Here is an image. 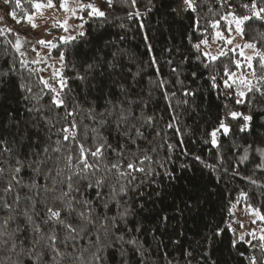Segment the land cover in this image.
Masks as SVG:
<instances>
[{"label": "trees", "instance_id": "1", "mask_svg": "<svg viewBox=\"0 0 264 264\" xmlns=\"http://www.w3.org/2000/svg\"><path fill=\"white\" fill-rule=\"evenodd\" d=\"M2 1L6 16L13 23L17 22L9 15L10 11L22 18V24L26 23L27 15L36 13L31 0H20L19 8L16 0ZM54 2L59 8L60 0ZM80 2L94 4L105 16L89 18L83 36L78 35L68 43L60 41L51 51L53 56L64 54L60 76L44 77L40 63L21 55L14 47V32L0 35V168L4 169L0 174V198H3L0 199V232L6 233L0 236V264H32L34 258V254L32 258L28 254L32 247L31 226L24 213L27 211L35 222H41L46 211L41 203L45 193L41 188L37 195L36 189L24 186L31 183L33 175L28 163L46 159L42 168L45 174L51 169L48 186L56 182L57 188H61L64 185L59 182L70 174L65 167L69 148L73 164L78 156L75 144L63 141L60 131L67 123L63 120L64 109L51 104L53 93L44 87L41 78L57 90L61 88V78L67 81L62 96L68 110L78 113L75 118L85 148L105 144L103 159L99 161L100 172L96 174L105 180L99 190L100 197L95 188L87 187V181L75 178L74 186H79L80 191L71 195L89 200L90 207L100 216L118 217L129 209L123 220L117 219L116 228L105 239V244L111 246L101 253V264H252V258L255 264H264V241L260 236L243 239L231 226L232 210L236 206L251 205L264 215V168L257 167L264 161V96L255 90L248 92L238 84L241 77L254 85L257 80L237 49L210 54L218 57L212 61L203 55L207 51L201 43L214 41L217 31L228 35V25L236 26L235 17L251 16V4L255 2L259 10L264 8V0H192L191 8L184 0H135L134 5L133 0H113L111 7L107 0ZM70 3L77 4V0H67V5ZM245 4L249 7H243ZM46 9L49 8L41 12ZM83 14L88 15V10ZM242 28L244 33L240 37L256 46L251 61L253 68L257 76L264 75L255 55L264 52V22L253 17ZM196 44H200L199 51L194 47ZM236 61L240 62V68L236 67ZM110 63L115 67H109ZM226 70L235 76L229 79ZM77 76L85 79L81 81ZM213 76L216 87L211 80ZM225 80L231 88H225ZM258 86L264 88V82ZM239 91H244L245 96H238ZM113 105L130 108L139 119L118 130L113 117L98 127L99 135L89 132L84 140V125L97 126L88 118V111L99 114L111 111ZM232 111L242 115L233 118ZM243 115L252 119L247 122V129L241 131L245 124ZM147 117H152L151 125L141 127ZM221 120L230 131L227 135L222 130L218 132L214 146L210 133ZM131 123L143 132L142 137H135V129L132 130L135 143L123 135ZM45 147L47 153L43 151ZM57 147L60 152L54 151ZM5 148L9 151H4ZM121 150L124 155H120ZM144 150L151 161L146 162L145 173H134L136 179L131 183H128L130 178H119L115 169L107 170L113 163L126 165L133 152L142 157ZM245 150L248 159L241 162ZM17 159L25 165L22 184L5 194L3 189L11 179ZM88 159L89 163L97 162L90 156ZM58 168L64 169L60 176L56 175ZM249 178L257 183H250ZM37 180L40 185L45 183L43 174ZM121 184L125 185V193L113 198L111 188L115 186L119 192ZM242 192L246 193V199L238 202ZM17 194L19 204L14 203ZM26 197L33 198L34 210ZM5 200L12 205L11 211L3 207ZM47 202L52 203L50 199ZM8 217L11 219L5 226ZM63 236L60 230V238ZM119 236L124 237L123 241L117 239ZM129 239H135L137 244L129 245ZM5 240L8 242L3 243ZM13 241L17 245L15 251L11 250ZM86 242L87 237L80 245L85 246ZM37 250L44 251L41 264H56V261L71 264L67 256L56 257L54 261L50 251ZM60 250L73 251L62 244ZM76 254H80V249ZM83 255L90 259L89 252Z\"/></svg>", "mask_w": 264, "mask_h": 264}, {"label": "snow or ice", "instance_id": "2", "mask_svg": "<svg viewBox=\"0 0 264 264\" xmlns=\"http://www.w3.org/2000/svg\"><path fill=\"white\" fill-rule=\"evenodd\" d=\"M6 3H9L10 0H5ZM33 3V7L36 10V13L43 14L41 12V9L43 8H50V9H56L57 11L63 10L65 12H71L73 15H75V9L69 8L67 6V0H60L59 8L56 7V3L54 0H31ZM113 0H107V3L109 7L112 6ZM223 2H227V0H223ZM184 3L188 5L189 8L192 7V0H184ZM78 8L80 11L88 10L89 16L94 17H104L105 13L97 8L94 4L88 3L83 4L80 2V0H77ZM135 4V0H133V5ZM16 7H20V0H16ZM243 7L248 8L249 5L245 4ZM251 16L244 15L241 17H235V24H236V32L243 36L244 30L242 28V25L244 22L251 20L253 17H255L256 20L264 22V8H260L257 10V5L255 2L251 4ZM36 13L30 14L26 16V22L31 25L33 29H36L39 27V25L35 22V15ZM138 14V13H137ZM9 15L12 19L16 20L17 23L22 22V18L18 17L15 11H10ZM78 19L83 20V17H77ZM52 28L55 29H62L64 32H68V26H67V19L64 21H55L51 25ZM79 29H83V24L77 25ZM213 27H216V25H213ZM7 31L9 33L12 32V29L10 28H0V35H3L4 32ZM46 34H51L48 29L45 30ZM16 43L14 44V47L17 51H20L21 48V42H20V36L19 33H16ZM78 35L83 36L84 32L81 30L79 31ZM216 38L220 40H224L225 43L231 44L232 43V37L229 34V36H224L221 34V32H216ZM64 43H68L72 40H75V36H67L63 37L61 36L59 38ZM11 43V41H9ZM38 44L41 46H46L49 48L56 47V44L52 41H45L43 39L37 41ZM201 43L207 45L208 41L203 40ZM194 47L199 51L200 44L194 45ZM236 47H240L237 45ZM246 48H252L255 49L254 43H246L244 45ZM224 54V53H221ZM23 55V53H21ZM115 58L116 53L112 54ZM203 55L212 60L215 61L218 57L217 56H211L210 53H203ZM241 55L243 56V52H241ZM256 57L259 58L260 61V68L264 69V52H256ZM59 59L61 61L64 60V54L61 52ZM244 59L248 62L247 68L251 69V74L253 77L256 78L257 84L254 85L251 80L245 79L241 77L238 81L239 85H243L245 89H247L248 92H252L255 90L257 93H259L261 96H264V88L259 87L258 85L261 82H264V75L257 76L255 68H253V65L251 63L253 57L252 56H245ZM39 61H34V63H38ZM23 63V62H22ZM236 67L240 68L241 64L239 61H236ZM109 67H115V64L110 63ZM207 67V65H205ZM226 67V66H225ZM91 69V65L89 66V70ZM175 71V69H173ZM61 73L59 70H54V76H60ZM225 75L229 77V79H232L235 76V73H229L227 70L225 71ZM77 79L83 81L85 79L84 76H77ZM215 76L211 77V80L213 81V87H216L215 84ZM41 83L44 85L45 88L49 89L51 93H53L51 98V104L55 106L57 109H64V115L63 120H65L67 123L65 126H63L60 131L63 134V141L69 142L70 144H75L76 150L78 151V156L75 157L76 164H73V155H72V149L69 148V154L65 157V167L70 171L69 175H66L63 180H61L59 183L63 184L64 187L57 188L56 182H53L52 186L49 187L47 184V181L49 177L51 176V169L48 170V172L45 174L43 171L42 166L47 163L46 159H36L32 160L28 163V167L32 171V178L31 183L24 185L25 187L29 188V190L36 189V194L39 195L40 189L43 188V191L45 193V197L41 203H43V206L45 208V216L44 219L37 223L33 220L32 215H30L27 211H25L24 216L27 219V222L31 226V233H30V243L32 245L31 248L28 249L29 257L32 258L34 254V258L32 259V264H41V261L44 256V251H38L37 249H46L50 251L53 256L52 259L56 261V257H60L61 259H64L65 256H67L71 260V264H101L103 260V256L101 255L102 252L106 250V248L110 247V244H105V239L109 237L110 230H114L116 228V222L117 219L123 220L129 212V209H125L123 212H120L118 217L113 216L109 217L107 214L104 216H100L99 214L95 213V210L90 207V201L87 199H76V197L72 196V192H79L80 188L79 186H74V178L79 180L87 181V187L89 189L95 188L97 190V197L99 198L101 193L100 189L104 187L105 180L102 177H97L96 174L100 172V164L99 161H102L103 155H104V147L105 144H96L94 148H85L84 143L81 141L80 136V124L77 123L76 116L78 115L76 110H68V107L66 105L65 99L62 96L63 89L67 86V81L63 78L59 80V83L61 85L60 90H57L55 87L50 85L47 80H44L41 78ZM236 83V81H234ZM225 88H231L232 85L228 83V80L224 81ZM21 87H24L23 85ZM28 92H31V88L26 89ZM190 93L185 92V95H189ZM173 95H175L173 93ZM238 96L244 97L245 92L239 91L237 93ZM42 98V97H41ZM131 104V101H129ZM237 103H241V100H237ZM118 105H113L112 110H106L105 112H101L99 114L94 113L93 110L88 111V118L95 122L97 125L96 127H90L89 125H84L83 129V138L84 140H87L89 132H92L96 135H99L98 133V127L103 126L107 123L109 119H112L114 117L113 122L116 124L117 129L119 130L122 125L127 126L130 122L134 120H138L139 117H136L134 113L131 111V109L125 110L123 107H119V111L117 112ZM227 107V105H225ZM31 111V109H30ZM230 115L233 118L239 117L242 114L232 111L230 112ZM69 118H71L69 120ZM252 117L250 115H243V120L245 121V124L241 127V131H244L248 127L249 121H251ZM45 122L47 123V119L45 118ZM82 123V121H81ZM152 123V117H147L141 124V127L143 124L151 125ZM171 127V125H169ZM135 129V137H142L143 132L141 131L140 127H136L135 123H131L130 127H127L126 131H124L123 135L127 136L129 140H131L133 143H135V138L132 135V130ZM223 131L224 135H227L230 131V127L225 124L224 120H221L219 123L218 128L213 130L210 133L211 136V143L215 146L217 145V133L220 131ZM96 136H93V139H95ZM57 144H61V141H57ZM4 151H9V149L5 148ZM45 153L48 152V148L45 147L43 150ZM56 152H60V147H57L54 149ZM137 151H140L137 147ZM155 151V149H153ZM120 155H124L123 150H121ZM94 158L97 162L96 163H89L88 157ZM262 156H264V153H262ZM47 159H51V157H48ZM125 159H128L125 157ZM197 159H199L197 157ZM248 159L247 156V150H245V154L240 158V161L243 162ZM151 157L147 154V151L144 150V154L142 157L138 156L136 152L132 153V158L128 159V162L126 165H122L120 163H113L110 168H108V171H112L113 169L116 170V174L119 178H130L128 179V183H131L133 180L136 179V176L134 173L140 172L145 173L146 168L145 164L146 162H150ZM17 166L12 170L11 179L7 182L6 187L3 189L5 194L11 193L14 189L15 185H21L23 181V177L21 176L22 169L25 167L24 163L17 159ZM258 168H264V161H262L261 165H257ZM150 170V169H149ZM4 172L3 168H0V174ZM64 172V169L58 168L56 175L60 176L61 173ZM43 174V178L45 183L43 185H40L38 183L37 177L41 176ZM95 177V179H93ZM250 180V183L256 184L257 182L255 180ZM66 189V190H65ZM120 193H125V185L121 184L119 188V192H117V189L115 186L111 188L110 195L115 198ZM3 199V198H0ZM30 202H32V208L35 209V202L33 201L32 197H26ZM51 200L52 203L49 204L47 201ZM240 199H246V193H241L240 197H238V202ZM20 202V196L19 194L16 195L14 203L19 204ZM82 206L78 209L77 206ZM107 203L104 204V207L107 208ZM3 207L11 211L12 205L8 204L5 200L3 203ZM235 207V205H233ZM251 209V205L246 206V210ZM252 214L255 215L258 219L264 221V215H261L259 210H252ZM11 219V217H8L5 219L4 224L5 226L8 223V220ZM73 221H78V223H74ZM253 223H255V220H253ZM243 226V225H241ZM47 227L48 231L45 232L44 228ZM60 230H63L64 236L63 239L60 238ZM17 231H20L18 228ZM114 234V232L112 233ZM6 233L0 232V236H4ZM95 236V240L92 239V237ZM85 237H87V242L85 246L80 245V241L84 240ZM9 238L11 239V236L9 235ZM118 240L123 241L124 237L119 236L117 237ZM262 241H264V235L260 237ZM3 243H7L8 241H2ZM23 243V241H21ZM129 245L135 246L137 244V241L135 239H129L127 241ZM63 245L65 249L68 247H71L73 249L72 252H62L60 250V245ZM89 246L93 247L94 250L90 251ZM16 243L15 241L12 242L11 250H16ZM264 247V245H262ZM80 249V254L77 255V250ZM122 254H123V250ZM139 251V249H137ZM89 252L90 259L86 258L83 253ZM142 254V253H141ZM56 264H60V261H56ZM252 264H255V258H252Z\"/></svg>", "mask_w": 264, "mask_h": 264}, {"label": "rangeland", "instance_id": "3", "mask_svg": "<svg viewBox=\"0 0 264 264\" xmlns=\"http://www.w3.org/2000/svg\"><path fill=\"white\" fill-rule=\"evenodd\" d=\"M69 8L75 9V15L71 12H65L63 10L57 11L56 9H46L42 11V15L39 13L35 15V22L39 27L33 29L30 24L27 22L22 23H13L6 16L3 8V1L0 0V28H10L12 32L19 33L21 48L20 51L27 56V58L33 61H39L40 70L42 75L45 77L54 76V70H59L61 72L63 68V61L59 59L60 56H53L51 51L55 48H49L46 46H41L37 43L38 40L52 41L56 45L61 40L59 39L61 36H78L79 31H84L85 23L89 18L93 16L84 15L83 11H80L78 8V4L70 3L67 5ZM77 17H83V20H78ZM67 19L68 32H64L62 29L52 28L51 25L55 21H64ZM78 20V21H77ZM83 24V29H79L77 25ZM233 25V24H232ZM228 25L227 30L232 37L231 44H225L221 47L219 46L221 43H225L224 40L217 39L215 37L214 41L208 42L207 45H203L204 49L210 54H221L225 53L230 49H237L241 54L243 52V58L245 56H252L254 51L252 48H246L244 45L246 42L240 37L236 32L235 25ZM48 29L51 34H46L45 30ZM239 45L240 47H236ZM244 63H248L244 59ZM56 77V76H55ZM252 210H246L244 206H236L232 210V221L231 226L234 227L239 235L245 239L249 235H264V226L262 224V220L258 219L255 215L252 214ZM255 220V223H253ZM243 225V226H241Z\"/></svg>", "mask_w": 264, "mask_h": 264}]
</instances>
